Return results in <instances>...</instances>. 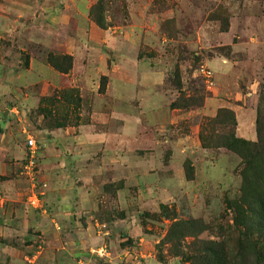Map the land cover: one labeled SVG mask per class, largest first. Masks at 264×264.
<instances>
[{
	"label": "rangeland",
	"instance_id": "rangeland-1",
	"mask_svg": "<svg viewBox=\"0 0 264 264\" xmlns=\"http://www.w3.org/2000/svg\"><path fill=\"white\" fill-rule=\"evenodd\" d=\"M231 133L264 142V0H0V264H241Z\"/></svg>",
	"mask_w": 264,
	"mask_h": 264
},
{
	"label": "trees",
	"instance_id": "trees-1",
	"mask_svg": "<svg viewBox=\"0 0 264 264\" xmlns=\"http://www.w3.org/2000/svg\"><path fill=\"white\" fill-rule=\"evenodd\" d=\"M88 15L98 27H103L99 1ZM222 147L236 153L242 165L240 196L233 209L241 220L234 218L235 225L242 228L238 232L237 257L241 264H264V142L258 138L256 143H247L231 133ZM185 260L189 264H234L224 245L217 243L192 251Z\"/></svg>",
	"mask_w": 264,
	"mask_h": 264
},
{
	"label": "built area",
	"instance_id": "built-area-1",
	"mask_svg": "<svg viewBox=\"0 0 264 264\" xmlns=\"http://www.w3.org/2000/svg\"><path fill=\"white\" fill-rule=\"evenodd\" d=\"M26 154L24 158V170L30 172L35 164L37 154V146L35 142L27 138L25 141ZM35 198L31 200V203H35Z\"/></svg>",
	"mask_w": 264,
	"mask_h": 264
},
{
	"label": "crops",
	"instance_id": "crops-1",
	"mask_svg": "<svg viewBox=\"0 0 264 264\" xmlns=\"http://www.w3.org/2000/svg\"><path fill=\"white\" fill-rule=\"evenodd\" d=\"M238 128L236 127V135L238 136V137H241V138H244V139H247V140H251L252 138H251V136L250 135H242L241 133H239L238 134Z\"/></svg>",
	"mask_w": 264,
	"mask_h": 264
}]
</instances>
